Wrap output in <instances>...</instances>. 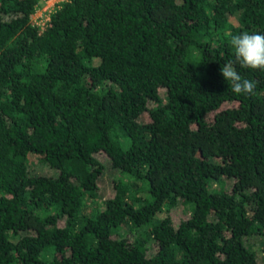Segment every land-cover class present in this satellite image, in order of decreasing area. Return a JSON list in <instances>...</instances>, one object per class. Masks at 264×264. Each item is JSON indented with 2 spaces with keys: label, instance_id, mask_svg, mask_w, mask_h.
<instances>
[{
  "label": "trees",
  "instance_id": "trees-1",
  "mask_svg": "<svg viewBox=\"0 0 264 264\" xmlns=\"http://www.w3.org/2000/svg\"><path fill=\"white\" fill-rule=\"evenodd\" d=\"M41 1L0 0V264H264V71L220 74L264 0Z\"/></svg>",
  "mask_w": 264,
  "mask_h": 264
},
{
  "label": "clouds",
  "instance_id": "clouds-1",
  "mask_svg": "<svg viewBox=\"0 0 264 264\" xmlns=\"http://www.w3.org/2000/svg\"><path fill=\"white\" fill-rule=\"evenodd\" d=\"M229 43L234 50V58L220 67V74L225 82L230 83L234 94L252 95L256 82L243 78L236 66L264 71V34L242 32L231 35Z\"/></svg>",
  "mask_w": 264,
  "mask_h": 264
},
{
  "label": "rangeland",
  "instance_id": "rangeland-1",
  "mask_svg": "<svg viewBox=\"0 0 264 264\" xmlns=\"http://www.w3.org/2000/svg\"><path fill=\"white\" fill-rule=\"evenodd\" d=\"M60 0H42L39 5L35 8L34 12L31 15V19L40 25L44 23V20L47 18L49 12L52 8L58 4ZM140 119L146 118V113L143 112L139 115ZM95 156L103 163L104 167L101 174L97 178L99 191H100V199L104 196L111 195L112 193V176L116 173L115 169L110 166L108 157L102 152H96ZM30 172L34 173H43V174H51L54 175L56 173V169L50 167L46 163L38 160L37 157H32L31 165L29 168ZM180 204H178L179 206ZM171 214L176 218L174 209L171 210ZM248 242H250L253 246V249L260 254H263V250L261 249L262 240L258 235L249 236L247 238Z\"/></svg>",
  "mask_w": 264,
  "mask_h": 264
}]
</instances>
